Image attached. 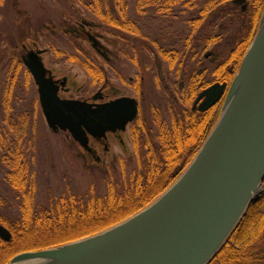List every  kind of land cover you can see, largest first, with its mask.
Returning a JSON list of instances; mask_svg holds the SVG:
<instances>
[{
    "label": "rangeland",
    "instance_id": "obj_1",
    "mask_svg": "<svg viewBox=\"0 0 264 264\" xmlns=\"http://www.w3.org/2000/svg\"><path fill=\"white\" fill-rule=\"evenodd\" d=\"M126 1L129 18L137 24L143 37L102 24L78 0H5L0 7V127L3 126L2 103L5 100L6 106L12 108L11 115L27 114L28 119H19L32 124L23 142L36 210L52 209L60 199L70 196L77 202H87L91 197L104 198L110 191L109 184L114 185L118 194H124L139 168L128 134L122 136V144H113L107 164L100 166L94 160L82 159L80 148L68 133L54 134L48 129L30 75L28 80L22 75L17 77L14 88L7 81L10 60L20 59L24 54L20 51L23 42L46 50L42 57L46 68L62 82L65 80L61 96L80 100L96 91V87L90 86V77L83 67L85 59L104 64L88 49L83 33L79 32V23L86 20L93 25L92 32L109 53L110 62L105 70L111 87L110 98L134 97L131 81H139L143 115L149 120L153 110L169 118L166 112L183 108L180 100L174 101L172 97L178 96L179 84L186 83L192 74L204 71V77L211 79L205 68L213 66L202 59L205 39L221 37L213 49L207 50V53H218L215 66L227 56L239 26L235 16V12H240L239 7L232 10L222 7L219 13L211 12L191 34L187 21L194 19L198 10L177 4L169 15H157L153 11L139 14L136 0ZM205 1L197 0V6L200 8ZM105 3L111 13L117 15L113 0H105ZM161 48L178 53L174 68L171 69L160 56ZM9 91L12 94L8 105L6 93ZM12 117L14 121L18 119ZM10 142L7 141L9 147ZM100 158L103 159L101 153ZM7 171L0 161V214L12 221L20 218L22 198L8 184ZM262 189L257 202L263 197L264 186Z\"/></svg>",
    "mask_w": 264,
    "mask_h": 264
},
{
    "label": "water",
    "instance_id": "obj_2",
    "mask_svg": "<svg viewBox=\"0 0 264 264\" xmlns=\"http://www.w3.org/2000/svg\"><path fill=\"white\" fill-rule=\"evenodd\" d=\"M41 52L28 51L21 61L53 133H68L87 150L89 137L124 131L134 120L137 102L129 97L96 105L61 99L60 85L47 77ZM202 99L200 111L223 101L218 120L191 162L154 202L107 230L20 253L8 264H209L263 190L264 8L229 88L216 83L195 104ZM0 239H11L3 226Z\"/></svg>",
    "mask_w": 264,
    "mask_h": 264
},
{
    "label": "trees",
    "instance_id": "obj_3",
    "mask_svg": "<svg viewBox=\"0 0 264 264\" xmlns=\"http://www.w3.org/2000/svg\"><path fill=\"white\" fill-rule=\"evenodd\" d=\"M91 11L100 22L108 27L143 37L137 24L129 18L126 0H113L112 14L105 0H78ZM5 0H0V7ZM139 14L153 11L157 15H169L175 5H184L188 9H196L198 18L188 20L191 34L211 12H220L222 7L237 9L235 12L239 23L233 44L235 47L229 60L220 68L233 65V73L217 78L219 82L230 83L238 71L243 56L252 42L264 8V0H207L200 8L197 0H136ZM243 10H245L243 12ZM243 13H242V12ZM221 37H210L205 41L217 43ZM211 40V41H209ZM209 45V44H208ZM160 56L166 61H174L177 53L159 49ZM71 60H77L70 57ZM85 62V61H84ZM93 65L92 63L90 64ZM83 65L85 71L97 81L100 72L97 68ZM94 66V65H93ZM7 81L14 88L20 75L26 80L29 73L23 68L20 59L12 58L7 71ZM194 86L200 82V76L194 74L190 83ZM8 95V105L12 91ZM184 104L189 106L194 98L190 90ZM5 100V97H4ZM221 103L208 113H191L186 110L178 118H173L170 127L163 122L158 123V146L149 142L144 134L131 130L130 138L137 159V169L130 179L131 186L118 194L113 184L106 197H91L87 202H77L73 196L62 198L52 209L36 210L32 202L33 185L28 178L27 152L24 139L29 127L19 118L27 114H10L12 108L3 106V126L0 127V161L8 170L6 179L12 189L22 198L19 205L20 218L8 220L0 214V226L11 233L9 242L0 239V264H8L11 259L24 252L39 251L61 246L82 238L92 236L110 228L135 214L164 190L178 177L175 170L184 169L209 134L219 115ZM18 118L14 121L13 117ZM28 119V117H27ZM10 142V147L7 144ZM264 186V183H263ZM209 264H264V194L261 201L251 205L225 245Z\"/></svg>",
    "mask_w": 264,
    "mask_h": 264
},
{
    "label": "flooded vegetation",
    "instance_id": "obj_4",
    "mask_svg": "<svg viewBox=\"0 0 264 264\" xmlns=\"http://www.w3.org/2000/svg\"><path fill=\"white\" fill-rule=\"evenodd\" d=\"M76 22L78 23V21H76ZM94 27H97V26H94ZM92 29H93V25H90L86 20H81V23H79V32H80V34L83 33V38L86 40L85 42L87 43L88 49L91 52H93L97 56V58L102 59L104 64L100 65L92 59L91 60L88 58L85 59V63L89 62V66H91L90 64L92 63L94 66L92 65L91 67L97 68L99 70L100 77L97 79V81H95L92 79L91 75H89L86 72L88 77H90V86L93 85L94 87H96V91L94 93H92L91 95H88V96H86L80 100L86 101L87 103H89L91 105L106 104L112 100L117 99V98H110V97H112L109 93V91H111V90H109L111 87H110V83H109V80L107 77V71L105 70L106 65L110 62V58L108 57V54H109L108 50L101 44L98 36H96L95 33L92 32ZM209 41H211V40H209ZM213 48H214V42L209 43L208 41H205V44L203 46V51L204 50L205 51L202 52L203 53L202 59L205 61H208L209 64H211V67L213 66L212 68H205L206 71L211 76V79L207 80V78L204 77V74H203L204 71H202V72L200 71V72L194 73L197 76H200V82L198 83V85L194 86L192 84V81L190 83V78L194 74H192L188 78L186 83L181 82L179 84V87H178V90H179L178 96L179 97L176 95V97L173 96L172 99H174V101L177 100L178 102L180 100V103L183 106V108H181V110H177V111L174 110V112L173 111L166 112L167 115H169V118H167L166 115H162L160 113V111L153 110L151 113V116L148 120L143 115V107H142V100L143 99L139 95L140 90H141V86H140V84H138L139 81L138 82L137 81H135V82L131 81L134 97H130V96H122V97H129V98L134 99L137 102V110L138 111H137L136 117L134 118V120L132 122L128 123V125L126 126V129L124 131L107 132L104 138L89 137V144H88L87 150H83L82 148L79 147V145L76 142H74L75 144L78 145V147L81 150L79 152V154L82 157V159L84 161H86L88 159L94 160L95 163H98L100 166H104L105 164H107L108 157L112 154L111 152L113 150V148H112L113 144L118 145V143L122 144L124 142L122 139L123 135L128 134V138L131 142L130 134H131L132 128H134V132H136L138 134H144L146 136V139L149 142L154 143L156 146H158L159 141L157 139V133H158L157 127H158L159 122H163L168 127H170V125L172 123V119L180 117L181 113L186 111V110H189L191 113L205 114V113H208L210 110H212L214 107L218 106L219 103L215 104L214 106H212L211 108H209L205 111H200L199 105L203 101V99L200 100L197 104H195L198 96L203 91H205L206 89L211 87L212 85H214L216 83L226 84V89H228L231 82H232V81L230 83H227L225 81L219 82V81H217V78L219 77V75L224 76V75L233 73V65L232 64L227 65L226 69L220 70V68H222L221 65L225 61L229 60V58H230L233 50L235 49V47L232 46L228 50L227 56L223 59V61L219 62L215 66L213 65V63H215L214 62L215 59H217L219 57L218 53H207L208 49H213ZM39 50L42 51L40 58H41L44 66H45V63H44V60L42 57L44 54H46V50L39 49V47L34 43H33V45H29V44L24 43V42L22 43V45L20 46V51L23 52L24 54L20 57V60L28 51H39ZM164 50H167V49H164ZM171 51H174V50H171ZM174 52H176V51H174ZM177 56H178V53H177ZM174 61H176V58ZM174 61H172V62L167 61L168 65L171 69L174 68V66H172L174 64ZM180 61L184 62V59H182V60L180 59ZM45 68H46V66H45ZM46 70L48 72L47 77H50L54 81H57L58 84L60 85V90L58 93L59 97L61 99H66V98L61 96V93L64 91L63 89L65 86V83H64L65 80L62 82L59 78L55 77L54 74H52L49 69L46 68ZM62 85H63V88H62ZM190 90H193L195 95H194L193 100L191 101V104L189 106H187L184 104V100L188 98V94L191 95ZM36 92H37V88H36ZM37 97H38V94H37ZM95 97H96V99H95ZM118 98H121V97H118ZM69 99L74 100V98H69ZM75 100H78V99H75ZM38 103H39V98H38ZM39 107H40V103H39ZM40 110H41V108H40ZM217 120H218V116H217L215 123L217 122ZM45 123H46V121H45ZM215 123H214V125H215ZM31 125L32 124L30 122L28 124H25V126H27V127H31ZM46 125H47V123H46ZM213 126H212V128H213ZM54 134H56V133H54ZM131 145H132V143H131ZM100 153L103 156V159L100 158ZM184 169H182V170L176 169L174 174L179 176Z\"/></svg>",
    "mask_w": 264,
    "mask_h": 264
}]
</instances>
